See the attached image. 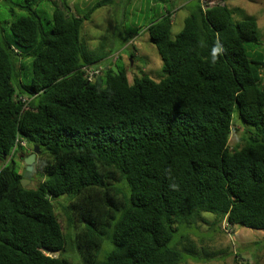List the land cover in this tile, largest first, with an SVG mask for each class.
Segmentation results:
<instances>
[{
  "label": "trees",
  "instance_id": "1",
  "mask_svg": "<svg viewBox=\"0 0 264 264\" xmlns=\"http://www.w3.org/2000/svg\"><path fill=\"white\" fill-rule=\"evenodd\" d=\"M40 1L22 0L15 39L0 41V264H73L68 249L80 264H181L196 253L191 242L180 247L181 229L205 213L264 229L256 17L236 20L228 4L199 0L172 37L167 12L148 26L164 77L131 81L116 62L119 72L85 69L103 56L87 50L81 30L114 0L84 15L72 0H47L48 21ZM25 146L39 149L36 187L23 185L13 159Z\"/></svg>",
  "mask_w": 264,
  "mask_h": 264
},
{
  "label": "rangeland",
  "instance_id": "2",
  "mask_svg": "<svg viewBox=\"0 0 264 264\" xmlns=\"http://www.w3.org/2000/svg\"><path fill=\"white\" fill-rule=\"evenodd\" d=\"M21 1L0 0V41L15 39L10 27L20 15L26 13L19 6ZM96 1L98 0H72V11L84 15ZM207 2L226 3L233 7L236 20H242L246 15L256 17L260 44L251 48V57L264 63V0H207ZM199 4V0H114L111 4L100 7L92 13L89 20L85 21L81 30V39L87 50L95 57L103 56L90 68L97 69L99 66H109L116 62L127 70L131 81L134 76L144 75L155 80L162 79L165 75L163 62L150 39L148 26L160 16L171 12L174 37L183 28L184 19L196 11ZM34 7L45 21L52 18L53 6L47 0H41ZM255 51L263 54V57L255 56L253 54ZM260 74L264 81V64L261 66ZM241 135L242 128L237 123L231 134L230 144L235 145ZM25 147L26 151H19L13 157L20 169L25 168L24 172L27 166L25 158L33 152ZM10 160L9 157L7 162ZM38 181L39 177L34 173L33 166L27 185L36 187ZM59 211L62 224L67 227L68 216L60 209ZM215 220L212 213H205L204 220L192 224L188 229H181L183 233L179 236L180 247L191 242L196 249L194 255L185 254L181 264H264V229L229 224L224 220L216 223ZM110 249L111 244L105 241L99 259H103ZM65 256L70 258L73 264L81 262L78 253L77 259L70 249Z\"/></svg>",
  "mask_w": 264,
  "mask_h": 264
},
{
  "label": "water",
  "instance_id": "3",
  "mask_svg": "<svg viewBox=\"0 0 264 264\" xmlns=\"http://www.w3.org/2000/svg\"><path fill=\"white\" fill-rule=\"evenodd\" d=\"M110 66H112V68L116 71L119 72L118 68L116 65H113L111 63V65L107 66L106 69H108ZM39 152L38 147H35V150L28 156L25 158V162H26V170L24 172L23 175V185L27 186V182H29V177L31 176V172L33 170V163L36 159V154ZM45 252H49V250L47 248L44 249Z\"/></svg>",
  "mask_w": 264,
  "mask_h": 264
},
{
  "label": "built area",
  "instance_id": "4",
  "mask_svg": "<svg viewBox=\"0 0 264 264\" xmlns=\"http://www.w3.org/2000/svg\"><path fill=\"white\" fill-rule=\"evenodd\" d=\"M204 3H207L208 5H213V4H215V3H213V2H207V0H202ZM85 69L87 70V72L89 73V74H91L92 73V71L94 70V69H92V68H90V66L89 67H85Z\"/></svg>",
  "mask_w": 264,
  "mask_h": 264
},
{
  "label": "clouds",
  "instance_id": "5",
  "mask_svg": "<svg viewBox=\"0 0 264 264\" xmlns=\"http://www.w3.org/2000/svg\"><path fill=\"white\" fill-rule=\"evenodd\" d=\"M114 65V64H113Z\"/></svg>",
  "mask_w": 264,
  "mask_h": 264
}]
</instances>
